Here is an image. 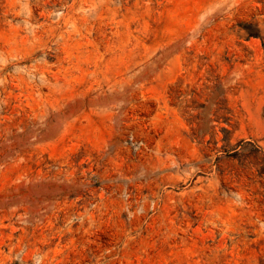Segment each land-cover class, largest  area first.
<instances>
[{
    "label": "rangeland",
    "instance_id": "1",
    "mask_svg": "<svg viewBox=\"0 0 264 264\" xmlns=\"http://www.w3.org/2000/svg\"><path fill=\"white\" fill-rule=\"evenodd\" d=\"M0 264H264V0H0Z\"/></svg>",
    "mask_w": 264,
    "mask_h": 264
}]
</instances>
